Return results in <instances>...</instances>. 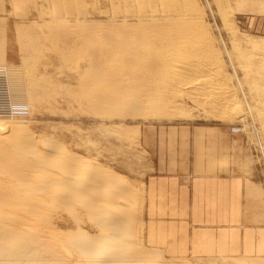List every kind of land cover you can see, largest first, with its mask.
I'll return each mask as SVG.
<instances>
[{
    "label": "rangeland",
    "instance_id": "obj_1",
    "mask_svg": "<svg viewBox=\"0 0 264 264\" xmlns=\"http://www.w3.org/2000/svg\"><path fill=\"white\" fill-rule=\"evenodd\" d=\"M166 1L142 0L137 5L136 0H0V67L7 70L13 104L23 109L0 115V124H23L39 142L55 141L129 182L131 205L136 202L134 240L154 252L153 264H264V50L248 45L264 42V0H195L217 53L216 73L206 77L192 70L172 79V85L160 83L159 87L168 88L160 87L162 92L159 82L129 88V93L86 84L85 48L90 34L95 33L90 42L120 35L119 31L108 35L104 29L125 19L136 21L124 11L130 4L134 14L143 8L149 18L161 19L168 12ZM184 126L196 129L191 154L227 158L218 163L221 170L250 177L249 203L243 204L244 212L234 213L238 225L228 232L203 230L212 236L199 232L203 237L198 243L177 219L162 221L163 216L177 217V213L148 210L155 206L147 205V199L153 202L147 182L157 173L155 161L173 155L169 149L173 151L176 140L170 138L180 140ZM154 129L158 150L157 143L150 140V145L158 155L146 141ZM157 166L163 171L162 164ZM88 221L85 218L84 227L96 232ZM59 228L66 230L65 223ZM76 255L71 257L77 259Z\"/></svg>",
    "mask_w": 264,
    "mask_h": 264
},
{
    "label": "bare ground",
    "instance_id": "obj_2",
    "mask_svg": "<svg viewBox=\"0 0 264 264\" xmlns=\"http://www.w3.org/2000/svg\"><path fill=\"white\" fill-rule=\"evenodd\" d=\"M141 1L136 0L137 5ZM166 2L168 12L161 19L149 18L143 8L134 14L130 4L124 11L136 21L123 19L124 23L104 29L108 35L114 31L122 35H106L102 37L105 41L97 35L98 42H90L95 33L87 37L86 84L114 86L124 93L148 82L169 86L172 79L192 70L205 76L216 73L217 53L195 0ZM248 45L264 50V42ZM101 104L98 102L99 107ZM14 123V131H8L11 124H0V264H153L154 252L137 246L134 240L137 217L132 205L136 202L131 205L129 182L55 141L41 139V144L23 124ZM64 212L69 214L67 218ZM85 213L96 232L84 227ZM60 223H65L66 230H60ZM71 254L79 257L73 259Z\"/></svg>",
    "mask_w": 264,
    "mask_h": 264
},
{
    "label": "crops",
    "instance_id": "obj_3",
    "mask_svg": "<svg viewBox=\"0 0 264 264\" xmlns=\"http://www.w3.org/2000/svg\"><path fill=\"white\" fill-rule=\"evenodd\" d=\"M195 130L184 126L180 140L170 138L171 141L176 140L173 151L169 149L173 155L155 161L154 169L157 173L147 182V190L151 192L153 202L147 199V205L155 206L148 210L177 213V217L163 216L162 221L177 219L178 223L194 233L192 241L198 243L199 237H203L198 235L199 232L208 238L212 236L203 230L228 232L238 225L234 222V213L244 212L246 208L242 207L243 204L249 203L250 177L247 173H235L231 169L221 170L218 163L222 164L227 158L223 157L219 161L216 156L198 157L191 154L190 142L191 138H195ZM153 131L155 134L149 135L146 141L150 149L154 148L150 140L151 143H157L154 149L158 150V131ZM160 143L164 144L165 140ZM154 149H151L152 153L158 155ZM157 162L167 172L159 170ZM167 164L174 165L173 170L166 168Z\"/></svg>",
    "mask_w": 264,
    "mask_h": 264
},
{
    "label": "built area",
    "instance_id": "obj_4",
    "mask_svg": "<svg viewBox=\"0 0 264 264\" xmlns=\"http://www.w3.org/2000/svg\"><path fill=\"white\" fill-rule=\"evenodd\" d=\"M6 71V68L0 67V115L19 114L17 109L21 108H16L13 104L9 77ZM3 97L5 101L2 100Z\"/></svg>",
    "mask_w": 264,
    "mask_h": 264
}]
</instances>
